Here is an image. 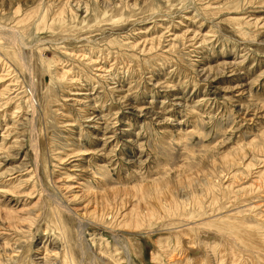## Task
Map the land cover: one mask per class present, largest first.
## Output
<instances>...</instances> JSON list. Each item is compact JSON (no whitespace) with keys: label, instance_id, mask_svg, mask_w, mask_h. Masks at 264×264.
Listing matches in <instances>:
<instances>
[{"label":"rangeland","instance_id":"1","mask_svg":"<svg viewBox=\"0 0 264 264\" xmlns=\"http://www.w3.org/2000/svg\"><path fill=\"white\" fill-rule=\"evenodd\" d=\"M0 30V264H264V0H0Z\"/></svg>","mask_w":264,"mask_h":264},{"label":"bare ground","instance_id":"2","mask_svg":"<svg viewBox=\"0 0 264 264\" xmlns=\"http://www.w3.org/2000/svg\"><path fill=\"white\" fill-rule=\"evenodd\" d=\"M223 8H224V10H229V9H227V8H229V5H226V6L223 7ZM201 12H202V11H201ZM216 13H218V12H216ZM39 15H40V14H39ZM44 15H45V14H44ZM229 15H230V14H229ZM93 17H94V16H93ZM236 20H238V19H233V18H231V17H228V18H227L228 23H230V24L232 23V25H233V24H236V23L238 22V21L236 22ZM48 23H49V22H48ZM22 24H23V23H22ZM5 30H6V29H5ZM0 31H2V30H0ZM9 32H10V31H8V33H9ZM11 32H12V31H11ZM3 33H4V28H3ZM14 33H15V32H14ZM6 35H7V34H6ZM8 35H9V34H8ZM1 37H2V36H1ZM8 37H9V36H8ZM11 37L14 38V36L12 35V33H11ZM11 37H10V39H11ZM5 40H6V39H5ZM12 40H13V39H12ZM14 42H15V41H14ZM16 42H18V41H16ZM243 43H244V42H243ZM10 48H11V47H10ZM22 53H23V52H22ZM17 57H18V56H17ZM97 63H98V62H97ZM29 66H30V65H29ZM28 68H29V67H28ZM100 71H101V70H100ZM67 73H68V72H67ZM62 76H63V75H62ZM67 77H68V76H67ZM34 102H35V101H34ZM34 144H35V142H34ZM36 145H37V143L35 144V146H36ZM35 146H34V151H35ZM34 153H35V152H34ZM34 156H35V155H34ZM34 156H33V157H34ZM35 157L38 159V162L36 161L37 164H40V160H39V158H38V157H39V156H38V153L36 154ZM37 159H35V160H37ZM33 160H34V159H33ZM34 162H35V161H34ZM35 165H36V163H35ZM36 167H37V165H36ZM24 171H25V170H24ZM99 178H100V177H99ZM99 178H98V179H99ZM89 181H90V179H88V182H89ZM101 181H104V180L101 179ZM103 187H104V186H103ZM103 187H102V188H103ZM58 205H59V204H58ZM61 208H63V211H64V212H66V213H70L71 216H72V215L74 216V218H75L76 221H77V228H78V232L80 233L79 235H80V237H82V236H81V235H82V233H81V226L83 227V225H84V224H83V223H84V222H83L84 218H83L81 215H80V216L77 215V213L73 212V210H71V209L68 208L67 206L64 207L63 205H61ZM84 210H85V209H84ZM137 213H138V212H137ZM135 215H136V214H135ZM137 215L139 216V214H137ZM149 215H150V214H149ZM130 216H131V215H130ZM124 217H125V216H124ZM136 218H137V217H136ZM28 221H30V220H28ZM139 221H140V220H139ZM24 222H26V221H24ZM124 222H125V218H124ZM137 222H138V221H137ZM85 223H87V222H85ZM135 225H137V224H135ZM232 225H233V224H232ZM237 225H238V224H237ZM84 226H85V225H84ZM137 226H138V225H137ZM212 226H213V225H212ZM239 226H240V225H239ZM232 227H233V226H232ZM234 227H235V226H234ZM235 228H236V227H235ZM238 229H239V228H238ZM239 230H241V228H240ZM201 231H202V230H201ZM201 231H199V232H201ZM205 231H206V230H205ZM205 231H204V232H205ZM233 231H235V232L237 233L236 230H233ZM188 232H189V231H188ZM206 232H207V231H206ZM238 232H239V231H238ZM240 232H241V231H240ZM240 232H239V233H240ZM250 232H252V231H250ZM148 233H150V232H148ZM197 233H198V231H197ZM231 233H232V232H231ZM236 233L233 232V235H234V234L237 235ZM242 233H244V231H242ZM247 233H248V232H247ZM216 234H217V233H216ZM219 234H221V233H219ZM250 234H251V233H250ZM254 234H255V233H254ZM201 235H202V234H201ZM222 235H223V236L220 238L221 241H220L219 239H217V240L220 241V243L218 242L220 245H219L218 243H217V244L220 246V249H222V250H226V249H227V251H228V249L230 248V245H231V244H230V245H227L228 243L226 242V239H228V237L226 238V236H225L224 234H222ZM233 235H232V236H233ZM239 235H240V234H239ZM243 235H245V236L247 237V234L244 233ZM255 235H256V234H255ZM255 235H253V236H255ZM116 236H117V235H116ZM198 236H199V235H198ZM240 236H242V235H240ZM240 236H238V237L240 238ZM248 236H249V235H248ZM203 237H205V236H203ZM233 237H234V236H233ZM192 238H193V237H192ZM192 238H191V239H192ZM196 238H197V234H196ZM218 238H219V237H218ZM234 238H235V237H234ZM232 239H233V238H232ZM241 239H242V238H241ZM243 239H245V238L243 237ZM249 239H250V240L252 239V241H253V240L255 241V238L253 239V237H251V236H249L248 238H246V240H249ZM199 240H200V239H199ZM201 240H202V239H201ZM260 240H261V239H259V241H260ZM187 241H189V239H188ZM204 241H205V240H204ZM204 241H203V242H204ZM228 241H229V240H228ZM230 241H231V240H230ZM230 241H229V243H231ZM235 241H236V240H235ZM240 241H241V240H239V242H240ZM261 241H262V240H261ZM192 242H193V240H192ZM198 242H199V241H198ZM203 242H202L203 245H205V246L209 245V244L206 245V244H204ZM213 242H214V241H213ZM242 242H243V241H242ZM205 243H207V241H205ZM243 243H246V242H243ZM243 243H242V245H243ZM248 243H249V241H248ZM255 243H256V242H255ZM255 243H253V244L255 245ZM250 244H251V243H249V245H250ZM263 244H264V243H263ZM198 245H199V244H198ZM198 245H196V246H198ZM213 245H214V244H213ZM215 245H216V243H215ZM215 245H214L213 248H216V247H217V246H215ZM256 245H258V243H256ZM256 245H255V246H256ZM205 246H203V247H205ZM244 246H245V245H244ZM258 246H261L260 243H259ZM200 247H201V246H200ZM228 247H229V248H228ZM252 247H253V246H252ZM261 247H264V246H261ZM205 248H206V247H205ZM218 248H219V247H218ZM253 248H255V247H253ZM206 249H207V248H206ZM206 249H205V250H206ZM255 249H256V248H255ZM257 249H258V248H257ZM209 250H210V249H209ZM212 250H213V249H212ZM214 250H215V249H214ZM206 251H207V250H206ZM218 251H219V250H218ZM230 251H231V250H230ZM220 252H221V250H220ZM232 252H233V251H232ZM232 252H231V253H232ZM49 253H50V252H49ZM226 253H227V252H225V256H226L227 254H229V255H227V256H231V255L234 254V252H233V254H231V255H230L229 252H228L227 254H226ZM138 254H140V253H138ZM221 254H222V252H221ZM50 255H51V253H50ZM223 255H224V254H223ZM235 255H236V253H235ZM235 255H233V256H235ZM53 256H54V255H53ZM261 256H263V255H261ZM43 257H44V256H43ZM48 257H50V256L48 255ZM54 257H56V256H54ZM69 257H71V256L69 255ZM125 257H126V259L129 261V258H128L129 256H128V254H125ZM231 257H232V256H231ZM235 257H236V256H235ZM235 257H234V258H235ZM45 258H47V257H46V254H45ZM52 258H53V257H52ZM227 258H228V257H227ZM42 259H43V258H42ZM63 259H64V258H63ZM187 259H188V258H187ZM47 260H48V259H46V261H47ZM61 260H62V259H61ZM70 260H73V259H70ZM193 260H194V259H193ZM196 260H197V258H196ZM200 260H201V259H199V261H200ZM64 261H65V260H64ZM197 261H198V260H197ZM204 261H205V260H204ZM250 261H251V260H250ZM250 261H249V263H251V264H252V262H254V261H252V262H250ZM51 262H52V261H51ZM53 262H54V261H53ZM55 262H56V261H55ZM55 262H54V263H55ZM64 263H66V262H64ZM70 263H73V262H70ZM42 264H43V263H42ZM45 264H46V263H45ZM52 264H53V263H52ZM60 264H62V262H61ZM68 264H69V263H68ZM198 264H199V263H198ZM253 264H255V263H253Z\"/></svg>","mask_w":264,"mask_h":264}]
</instances>
